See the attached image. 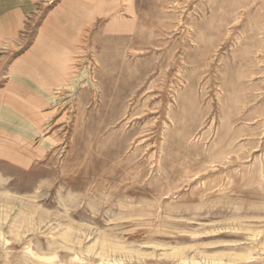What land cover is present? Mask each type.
<instances>
[{"label":"rangeland","instance_id":"374dc122","mask_svg":"<svg viewBox=\"0 0 264 264\" xmlns=\"http://www.w3.org/2000/svg\"><path fill=\"white\" fill-rule=\"evenodd\" d=\"M0 4V264H264V0Z\"/></svg>","mask_w":264,"mask_h":264},{"label":"crops","instance_id":"0c3cea01","mask_svg":"<svg viewBox=\"0 0 264 264\" xmlns=\"http://www.w3.org/2000/svg\"><path fill=\"white\" fill-rule=\"evenodd\" d=\"M3 1L0 0V3ZM1 8L2 6H0V9ZM13 78L14 80H10L11 84L8 85L6 90L0 94V97H3L6 100L4 106H2V112L0 113V132H6L5 127H3L5 122L8 124L10 121H13L12 118H10V113H18L19 115H25L26 119L22 117L23 120H20L19 126L21 129L14 132L13 137H15L16 140H22L23 136L28 133V137H26V139H28L30 138V134H37L40 132L41 123L43 122L42 119L44 117L43 113L40 112L43 100L42 96L32 89V86H27L22 83L23 81L21 80L20 75H15ZM37 84V87L42 89L39 83ZM4 114L8 116V119L4 116ZM3 116L6 121H4ZM23 122H25V124H22ZM7 134L11 135L10 133ZM0 153H2V151ZM31 154L32 153L29 155Z\"/></svg>","mask_w":264,"mask_h":264}]
</instances>
